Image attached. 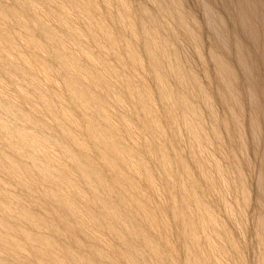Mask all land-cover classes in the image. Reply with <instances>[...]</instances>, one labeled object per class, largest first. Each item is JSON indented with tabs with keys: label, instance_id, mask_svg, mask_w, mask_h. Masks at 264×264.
I'll return each mask as SVG.
<instances>
[{
	"label": "rangeland",
	"instance_id": "rangeland-1",
	"mask_svg": "<svg viewBox=\"0 0 264 264\" xmlns=\"http://www.w3.org/2000/svg\"><path fill=\"white\" fill-rule=\"evenodd\" d=\"M0 264H264V0H0Z\"/></svg>",
	"mask_w": 264,
	"mask_h": 264
}]
</instances>
